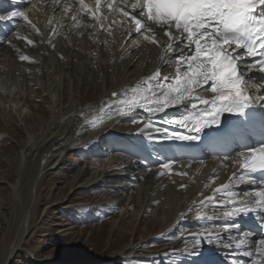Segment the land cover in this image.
<instances>
[{
    "label": "bare ground",
    "instance_id": "obj_1",
    "mask_svg": "<svg viewBox=\"0 0 264 264\" xmlns=\"http://www.w3.org/2000/svg\"><path fill=\"white\" fill-rule=\"evenodd\" d=\"M134 3L137 0H100L99 11L96 12V0H83V4L81 0H0V15L13 11L17 6L25 9L24 16L0 21V30L7 31L8 26L12 28L6 39L0 38L1 66L10 65L11 70L19 65H30L31 69L40 66L44 88L47 89L56 77L63 76L67 67L75 80L82 77L81 81H86L90 77L94 90L97 93L102 90L99 92L103 93L99 100L94 98L88 106H81L83 98L80 102L72 99L66 110L57 112L51 131L39 141L53 159L51 162L44 160L40 165L36 156L35 169L28 170L27 198L22 201L21 197L24 207L22 222L3 264L22 262L21 245L29 231L42 221L50 220L48 214L38 212L39 206L36 205V195L43 188L46 170L61 169L70 151L82 149L83 145H90L105 134L111 135L106 137L108 142L121 145L123 158H127L123 162L125 166L104 167L94 173L81 170L76 175L77 180L86 178L75 190H105L108 199L125 209L122 218L128 217L129 211H135L133 227L137 223L145 224L148 231L150 224L161 225L158 233L174 242L167 249L150 250L145 255L149 261L163 257L175 262L172 264H252V257L244 253L254 251V246H259V239L264 238V208L259 206L256 195L264 191L262 177H253L248 170L242 169L237 152L229 159L219 160L204 151L184 150L186 159H175L174 149L178 141L162 139L164 130L187 134L174 121L187 117L186 122L191 126L192 119L198 114L191 108L194 99L173 111L149 112L139 107L129 111L126 102L133 95V90L152 89L153 84L148 78L157 69L162 77L171 75L178 58L187 53V41L183 37V43L176 40L178 33L174 28L161 27L147 15H141L143 9H133ZM94 12L95 16L92 15ZM133 16L141 21L139 32ZM166 32L172 33L171 41ZM125 39L128 41L124 45ZM21 56L27 59L21 60ZM134 67L136 69L132 70ZM247 88L254 96L249 112L263 113L264 100L258 97L264 96V85L259 84L254 89L247 85ZM150 94V91H145V95ZM198 95L205 99L214 96L210 91H202ZM60 98L58 104L51 100V107L57 110ZM62 99L65 102V97ZM116 107L120 108L116 115L108 118L111 115L109 111ZM201 107L204 106L197 104V108ZM103 118L107 120L96 126L95 123ZM99 126H102L100 130L97 129ZM157 128L161 131L157 132ZM187 142L200 145V140ZM116 150L113 149L112 156ZM25 157L27 159V153ZM222 185L228 187L224 189ZM245 203L252 211L225 215L234 206ZM149 212L153 216L147 220ZM246 226L260 230L247 231ZM180 232H183L182 236ZM133 250L146 253L138 244L128 243L112 257L129 258L136 255L131 253ZM186 252L195 256L187 257ZM61 254H66L65 249ZM26 255L38 264H53L57 260L54 257L38 259L30 251ZM94 263L101 264L100 260L91 264ZM159 264L165 263L159 261Z\"/></svg>",
    "mask_w": 264,
    "mask_h": 264
},
{
    "label": "rangeland",
    "instance_id": "obj_2",
    "mask_svg": "<svg viewBox=\"0 0 264 264\" xmlns=\"http://www.w3.org/2000/svg\"><path fill=\"white\" fill-rule=\"evenodd\" d=\"M18 67L11 70L12 66L4 67L0 64V264L8 256L17 237L18 226L22 222L24 207L21 202L26 200L29 190L28 170L35 169L33 163L36 156L40 165L44 160L51 162L53 159L39 141L51 131L57 112L66 110L72 99L80 102L83 98L81 106H88L94 98L99 100L103 94L99 92L102 90L98 93L94 90L90 77L86 81H81L82 77L81 80L80 77L75 80L71 72L68 73L67 67L62 73L63 76L56 77L48 85V89L44 88L45 81L41 78L44 75L40 66L32 69L30 65ZM135 69L134 67L132 70ZM59 95L61 103L56 110L51 107L50 102L54 100L58 104ZM62 96L65 97V102ZM101 127L97 129L100 130ZM109 136L111 135L105 134L96 142L83 145L82 149L70 151L67 162L61 169L46 170V180L43 188L38 189L36 205L39 206L38 212L48 214L50 220L42 221L29 231L21 245L22 262L18 264H38L27 257L28 251L38 259L56 258L53 264H91L99 260L101 264H159V261L165 264L175 263L170 258L163 257L158 261H149L145 256L150 250L156 252L167 249L174 242L170 237L158 233L161 225L150 224L148 231L145 224L137 223L133 227L135 211H129V216L122 218L125 209L108 199L104 194L107 193L105 190H75L86 178L77 180L76 175L81 170L94 173L104 167L125 166L123 162L127 158H123L121 145L117 143L116 146L114 141L115 144L108 142L106 137ZM115 148L117 150L113 157L112 151ZM152 216L153 213L149 212L145 219L149 220ZM121 219L123 223L120 222ZM192 229L196 230L193 227ZM180 233L182 236L183 232ZM180 237L178 242L181 241ZM128 243L133 246L138 244L146 253L139 249L131 251L136 255L129 258L112 257ZM62 249H65V255L61 254ZM185 255L190 258L195 256L190 252Z\"/></svg>",
    "mask_w": 264,
    "mask_h": 264
},
{
    "label": "snow or ice",
    "instance_id": "obj_3",
    "mask_svg": "<svg viewBox=\"0 0 264 264\" xmlns=\"http://www.w3.org/2000/svg\"><path fill=\"white\" fill-rule=\"evenodd\" d=\"M96 5L98 12L100 0H96ZM132 8L143 9L141 15H147L149 20L161 27L167 25L170 29L174 28L178 33L175 39L181 40L183 37L187 41L185 46L190 49L189 55L178 58L177 74L172 77L174 83H167L169 77H162L157 69L148 78L153 88L144 91L134 89L133 95L126 102L129 111L138 107L144 108L150 103L154 106L148 107L149 112H163L170 106L181 105L194 97L191 108L200 118L196 119L191 127L186 122L187 117L174 121L187 129L189 134L165 129L162 139L199 141V133L204 128H219L221 118L226 117L225 114L240 116L253 106L254 101L249 95L244 74L251 72L254 67H259L260 72L264 73V0H137V3L132 4ZM257 10L258 16L254 15ZM92 15L95 16L96 13ZM124 15L127 16L128 13L125 12ZM15 16H24V13L13 10L0 15V21ZM132 19L135 21L136 31L139 32L141 21L135 16ZM165 34L171 41L172 33ZM184 40H181V43ZM171 48L170 43L169 49ZM228 49H232V52ZM245 56L258 58L248 61L242 58ZM20 59L25 60L27 57L21 56ZM181 64L185 66L184 70L179 67ZM195 89L210 91L214 96L205 99L196 94ZM145 91H150L151 94L145 95ZM258 98L264 100V96ZM197 104L204 107L197 108ZM156 131L160 132L161 129L157 128ZM239 159L242 161V169L264 172V140L259 145L241 149ZM227 187L228 185H222L224 189ZM256 195L259 198V206L264 208V191ZM250 211L252 209L245 203L239 207L234 206L233 210L225 212V215L246 214ZM258 245L254 246V251L244 253L252 257V264H264V238L259 239Z\"/></svg>",
    "mask_w": 264,
    "mask_h": 264
}]
</instances>
